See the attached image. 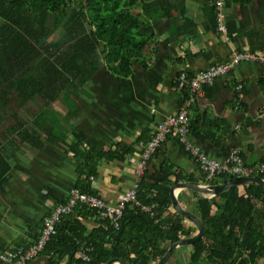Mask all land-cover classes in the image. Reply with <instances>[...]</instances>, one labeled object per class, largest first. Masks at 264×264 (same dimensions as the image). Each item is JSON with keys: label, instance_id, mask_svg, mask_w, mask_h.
<instances>
[{"label": "trees", "instance_id": "1", "mask_svg": "<svg viewBox=\"0 0 264 264\" xmlns=\"http://www.w3.org/2000/svg\"><path fill=\"white\" fill-rule=\"evenodd\" d=\"M186 1L0 0V110L10 111L16 101L21 106L34 95L51 103L64 93L69 99L79 97L100 65L113 76L131 77L134 64L159 44L155 35L146 30L149 26L166 19L176 35L183 34L185 23L190 21L186 17ZM255 1L226 0V6ZM212 10L216 24L214 6ZM178 20L183 24L178 25ZM56 30H60L61 36L48 43L49 35ZM171 40L160 44L166 46ZM50 50L55 54L49 53ZM183 92L187 98L188 90ZM67 105L72 109L70 100ZM189 119L190 132L197 139L213 138L210 128ZM149 139L143 131L130 145L120 142L108 149L84 148L85 135L76 133L74 140L66 143L77 164L75 188L98 196L93 180L98 176L100 163L125 161L137 152L141 155ZM14 143L29 144L36 149L44 144L35 131L20 122H9L0 132L1 190L9 183L13 170L20 168L18 164L12 166L7 151V144ZM241 156L244 159L242 153ZM259 176L264 178L262 174ZM227 178L231 176H221L210 184H221ZM185 182L194 180L170 168L161 184L151 186L143 177L137 201L142 206H152V212L129 204L118 229L99 220L91 208L76 209L59 222L57 234L41 256L49 257L50 264H107L116 258L127 264L160 261L174 243L194 234L184 226L185 218L172 204L173 188ZM194 209L192 213H197L204 224V236L191 245L194 252L190 264H259L260 261L264 264L263 186L251 183L229 188L213 199L198 197ZM170 210L175 213L167 214ZM92 219L97 227L89 230L87 220ZM162 243L166 244L164 248L160 247ZM87 250L89 260L83 261L80 254Z\"/></svg>", "mask_w": 264, "mask_h": 264}, {"label": "crops", "instance_id": "2", "mask_svg": "<svg viewBox=\"0 0 264 264\" xmlns=\"http://www.w3.org/2000/svg\"><path fill=\"white\" fill-rule=\"evenodd\" d=\"M213 6L214 0L210 4L204 0H187L186 17L190 21L185 23L182 35H176L169 21L165 24L166 19L149 26L159 44L134 64L131 77H118L117 90L105 89L106 81L98 84L94 79L97 72L79 97L69 99L66 93L63 94L67 96L62 101L64 105L60 106L65 108V114H55L56 119L45 112L23 117L18 112H11L9 122L23 123L24 127L35 131L44 144L39 149L29 144H7L12 166L18 164L20 168L13 170L9 183L4 190L0 189V255L12 246L35 241L43 218L55 204L67 200L75 188L77 164L73 154L68 153L66 143H71L76 133L85 135L84 148L108 149L120 142L130 145L143 131L149 139L155 125L177 114L182 106L184 92L178 88L182 70L195 75L214 64L227 62L232 52L259 53L264 49V0L243 6H226V35L217 32ZM178 21V25L183 24ZM169 38L172 40L166 46L160 44ZM107 76L114 79L107 71L101 79ZM238 84L243 85L245 93L239 109L235 108V86ZM101 87L103 96L98 97L100 92L97 90ZM34 96L25 99L21 107ZM58 100L55 102L59 105ZM69 100L74 109L77 108L74 115L69 114V110L72 113L74 110L67 105ZM190 118L214 133L213 138L206 140L197 139L191 132L189 135L190 142L208 157L224 161L230 150L237 147L247 166L261 163L264 160V64L243 62L229 76L207 85L192 106ZM57 147L59 155L55 152ZM44 154L47 156H42ZM139 159L137 152L125 161L100 163L98 176L93 180L98 197L116 205L122 194L132 187ZM169 168L204 184L198 162L174 137L163 143L148 163L144 176L147 184L163 183ZM50 171L56 175H50ZM35 193L39 194L38 200L33 196ZM198 197L193 189L178 190L177 194L180 205L191 212L195 210ZM25 203H28V209L24 207ZM170 211L167 214L175 213ZM87 226L93 230L97 224L92 219L87 220ZM184 226L194 233L192 237L197 234L198 228L187 219ZM165 246V243L160 245ZM193 252V246H180L166 264H190Z\"/></svg>", "mask_w": 264, "mask_h": 264}, {"label": "built area", "instance_id": "3", "mask_svg": "<svg viewBox=\"0 0 264 264\" xmlns=\"http://www.w3.org/2000/svg\"><path fill=\"white\" fill-rule=\"evenodd\" d=\"M214 6L216 9L217 32L226 35L228 33L224 15L226 0H214ZM243 62L264 64V49L259 53L232 52L227 62L214 64L195 75L182 70L178 77V88L181 91L188 90V97L184 98L177 114L155 125L151 137L143 145V152L136 163L134 183L130 189L122 194L119 202L112 205L98 196L81 193L78 189L73 188L67 200L55 204L52 211L43 218L37 239L33 242L10 247L9 250L0 255V264H29L40 257L46 245L57 234L59 222L80 207L93 209L99 220L108 222L114 229L119 228L123 211L129 204L137 205L144 212H152V206H142L137 201L141 190L140 184L148 163L170 137H174L181 143L185 150L198 162L200 170L204 174V185H212L211 182L225 175L231 176V178L264 175V163H259L254 167L247 166L241 156L240 149L237 147L230 150L226 160L219 161L205 155L199 147L193 145L189 140L191 108L203 95L204 88L218 78L229 76ZM235 92V108L239 109L242 106L245 94L243 85H236ZM88 251L80 254L83 261L89 260Z\"/></svg>", "mask_w": 264, "mask_h": 264}, {"label": "water", "instance_id": "4", "mask_svg": "<svg viewBox=\"0 0 264 264\" xmlns=\"http://www.w3.org/2000/svg\"><path fill=\"white\" fill-rule=\"evenodd\" d=\"M251 183H257L264 187V178L260 176H253V177H234V178H227L223 181V183L218 185H204L201 183L196 182H185V183H178L172 190V204L173 207L182 215L185 219L195 224L198 228V232L195 236L187 239H181L178 242L174 243L170 249L167 251L165 256L159 261L158 264H166L167 261L172 257L174 252L180 246H191L201 240L204 236V224L202 221L191 211L182 207L177 199L178 190L183 189H193L196 191L201 198L206 199H213L215 197L220 196L223 192L228 190L229 188L241 186V185H248ZM50 264L49 257L40 256L34 261L29 264ZM107 264H127L123 259H112Z\"/></svg>", "mask_w": 264, "mask_h": 264}, {"label": "rangeland", "instance_id": "5", "mask_svg": "<svg viewBox=\"0 0 264 264\" xmlns=\"http://www.w3.org/2000/svg\"><path fill=\"white\" fill-rule=\"evenodd\" d=\"M137 12H139V10ZM167 22H168V20H166L165 24H167ZM146 30L150 32V28L146 29ZM60 34H61L60 30H56L55 32L51 33L47 39L48 43H52V42L58 40V37L61 36ZM49 53L55 54L54 51H52V50H50ZM104 72H106V68L104 66L100 65L99 70H98V76L94 78L96 80V82L98 84H102L101 81H106V84L104 85L105 89L111 88V89L117 90L118 85H119L118 77L114 76V79H117V80H114L113 78H111L109 76H107L106 79H104V78L101 79ZM103 91L104 90L102 89V87L97 90V92H100V95H98V97L103 96ZM66 96L67 95H62L59 98V100H58L59 105L56 102L46 104V102L41 99L42 97L40 95H35L33 97L32 101L28 102L26 104V106H24V107L18 106V102L16 101L15 104H12L10 111L8 109L0 110V132L3 131V129L9 124L8 121H10V119H8V117L11 115V112H13V111L18 112L22 117L25 116V114L36 115V114H43L45 112L46 115H50L51 118L56 119L55 114H59V115L65 114L63 112V111H65V108H62L60 105H64V103L62 101H65ZM73 109H74V106L72 105V110ZM76 109L77 108L75 107V109L73 110V113L71 112V115H74L77 113ZM68 124L71 126L70 122H68ZM59 131H61V130H59ZM64 132H66V131H64ZM66 135H68V134H66ZM57 148H58V150H55V152L59 155V147H57ZM42 156H47V155L44 154ZM50 175L55 176L56 173L50 171ZM33 196L35 199L38 200L39 194L35 193ZM24 207L28 209L29 208L28 203H25Z\"/></svg>", "mask_w": 264, "mask_h": 264}]
</instances>
